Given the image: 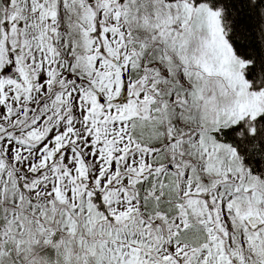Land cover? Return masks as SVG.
Here are the masks:
<instances>
[{
  "label": "snow or ice",
  "instance_id": "obj_1",
  "mask_svg": "<svg viewBox=\"0 0 264 264\" xmlns=\"http://www.w3.org/2000/svg\"><path fill=\"white\" fill-rule=\"evenodd\" d=\"M0 264H264V0H0Z\"/></svg>",
  "mask_w": 264,
  "mask_h": 264
}]
</instances>
